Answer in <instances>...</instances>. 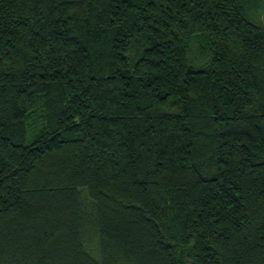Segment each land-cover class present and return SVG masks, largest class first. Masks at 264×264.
I'll return each instance as SVG.
<instances>
[{"label": "trees", "instance_id": "1", "mask_svg": "<svg viewBox=\"0 0 264 264\" xmlns=\"http://www.w3.org/2000/svg\"><path fill=\"white\" fill-rule=\"evenodd\" d=\"M264 0H0V264H264Z\"/></svg>", "mask_w": 264, "mask_h": 264}, {"label": "rangeland", "instance_id": "2", "mask_svg": "<svg viewBox=\"0 0 264 264\" xmlns=\"http://www.w3.org/2000/svg\"><path fill=\"white\" fill-rule=\"evenodd\" d=\"M263 21H264V16H263Z\"/></svg>", "mask_w": 264, "mask_h": 264}]
</instances>
